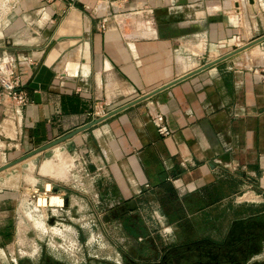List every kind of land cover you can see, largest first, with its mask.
<instances>
[{
    "label": "crops",
    "instance_id": "1",
    "mask_svg": "<svg viewBox=\"0 0 264 264\" xmlns=\"http://www.w3.org/2000/svg\"><path fill=\"white\" fill-rule=\"evenodd\" d=\"M256 5L264 10V0H0V59L30 52L35 60L30 71L19 68L29 102L0 134V166L90 121L94 109L110 112L239 46H230L240 33L236 21L244 10L252 21ZM158 111L173 130L168 136L152 121ZM73 139L80 154H88L89 178L104 198L135 202L121 216L140 219L133 232L151 240L144 258L152 247L162 251L190 232L251 236L249 250L264 259V41ZM53 164L41 172L66 179L67 169ZM51 188L65 200L74 197ZM22 203L16 191L0 194V264L14 260L9 244L19 231ZM171 230L174 238L162 241Z\"/></svg>",
    "mask_w": 264,
    "mask_h": 264
},
{
    "label": "rangeland",
    "instance_id": "2",
    "mask_svg": "<svg viewBox=\"0 0 264 264\" xmlns=\"http://www.w3.org/2000/svg\"><path fill=\"white\" fill-rule=\"evenodd\" d=\"M248 2L245 0L246 4ZM256 6L258 16L253 17L254 20H248L246 10L242 12L241 18L237 19L239 37L234 38L230 46L243 45L251 37L264 33V10ZM152 13L153 9L147 12L148 15ZM250 15L253 16L252 12ZM43 55L44 52L41 53V58ZM79 142V139L77 141L71 137L0 173V194L8 196L12 195V191H16L17 201L23 202L24 206L16 215L19 231L9 244L14 258L11 264H38L35 260L39 258L60 259L68 264H80L83 261H90L91 264H122L124 256L131 254L129 252L132 248H136L139 236L127 223L133 222L139 226L137 223L140 219L127 221L126 217L119 215L115 223L114 220L113 223L110 221V207L117 202L113 198H104V191L97 184V180L89 178L94 175L86 166L91 161L87 153L80 154ZM52 162L67 169L66 179L63 176H51L41 172L43 165L48 163V166H51ZM46 181L51 182L53 187H61L63 190L65 188V196L69 198L73 195V199L65 200L63 195H59L52 188L44 194ZM51 193L61 196L64 205H36L39 197H46ZM244 198L248 201L254 199L250 194H246ZM71 204L75 207L74 211L70 208ZM46 208L57 210H50L46 214ZM51 212L56 214L54 219H50L53 217ZM156 221L160 224L159 220ZM171 232L172 230L168 236H163V239H167L162 241L174 238ZM181 237L184 239V234ZM258 262H264V259Z\"/></svg>",
    "mask_w": 264,
    "mask_h": 264
},
{
    "label": "flooded vegetation",
    "instance_id": "3",
    "mask_svg": "<svg viewBox=\"0 0 264 264\" xmlns=\"http://www.w3.org/2000/svg\"><path fill=\"white\" fill-rule=\"evenodd\" d=\"M176 208L175 202L172 204ZM128 204L117 202L111 205L109 217L122 215ZM123 217V216H122ZM127 222V221H126ZM134 227V223L131 222ZM138 231V228H132ZM188 231V230H187ZM190 232L185 235V241L165 245L163 250L152 247L147 258L143 257L142 251L150 247V239L146 236L137 237L136 248H132L122 260V264H264L258 262L254 254L249 250L251 236L244 239H232L231 234L214 236L211 233L192 236ZM38 264H68L65 261L54 258H39ZM80 264H91L83 261Z\"/></svg>",
    "mask_w": 264,
    "mask_h": 264
},
{
    "label": "built area",
    "instance_id": "4",
    "mask_svg": "<svg viewBox=\"0 0 264 264\" xmlns=\"http://www.w3.org/2000/svg\"><path fill=\"white\" fill-rule=\"evenodd\" d=\"M152 11V9H148ZM101 28H105V22L101 23ZM35 64L33 54L27 52L24 55L6 56L0 59V108L3 117L0 122V134L6 135L11 130V120L18 114L21 108L29 102V97L25 89L20 87L21 76L19 68L30 71ZM108 113L104 108L94 109L88 114L90 120ZM152 121L157 132L162 136L170 135L173 130L169 127L166 116L163 112H156L152 115ZM49 190H45L44 194ZM48 197V196H46Z\"/></svg>",
    "mask_w": 264,
    "mask_h": 264
},
{
    "label": "water",
    "instance_id": "5",
    "mask_svg": "<svg viewBox=\"0 0 264 264\" xmlns=\"http://www.w3.org/2000/svg\"><path fill=\"white\" fill-rule=\"evenodd\" d=\"M249 2L250 3H254V0H249ZM262 41H264V34L252 39L251 41H249V42H247V43H245L243 45H240V46L233 45L228 52H225L224 54H222L221 56L215 58L214 60L206 62L203 65L199 66L198 68H195L194 70H192V71H190V72H188L186 74L178 76V77L174 78L173 80H171V81L159 86L158 88H156V89H154V90H152V91H150V92H148V93H146V94H144V95H142V96H140V97H138V98H136V99H134V100H132V101H130V102H128V103H126V104H124V105H122V106H120V107H118V108H116V109L104 114V115H102V116H98L96 118H93L92 120L82 124L81 126H78V127L74 128L72 130H69V131L65 132L64 134H62L61 136H58V137L54 138L53 140H50V141H48V142H46L44 144H41L40 146L31 149L30 151L22 154L21 156H18L17 158L8 161L5 164H2L0 166V171L17 164L20 161H23L24 159H26L28 157H31L32 155H35V154H37V153H39L41 151L49 149V148L53 147L54 145H57V144L65 141V140L73 137L74 135L80 133L81 131L92 127L93 125H95V124L101 122L102 120L108 118L109 116L121 111L122 109L126 108L127 106H130V105H132V104H134V103H136V102H138L140 100H143V99L155 94L156 92H158V91H160L162 89H165V88H167V87H169V86H171V85H173V84H175V83H177V82H179V81H181V80H183V79H185V78H187V77H189L191 75H194V74H196V73H198V72H200V71H202V70H204L206 68H209L210 66L216 64L220 60L228 58V57L234 55L235 53H237V52H239L241 50H244V49H246V48H248V47H250L252 45L260 43ZM52 46L53 45H51L44 52V55L42 56V58L40 59V61L36 65V68L34 69L32 78L35 76V74L39 71V69L43 65V63H44V61L46 59V55L48 54V52L50 51ZM131 202H132V204L135 203L134 201H131ZM130 203H128V205H129V208L132 209L133 205H131Z\"/></svg>",
    "mask_w": 264,
    "mask_h": 264
},
{
    "label": "bare ground",
    "instance_id": "6",
    "mask_svg": "<svg viewBox=\"0 0 264 264\" xmlns=\"http://www.w3.org/2000/svg\"><path fill=\"white\" fill-rule=\"evenodd\" d=\"M54 156H56V155H54ZM61 156V155H60ZM55 159V158H54ZM48 161V160H47ZM50 161V160H49ZM45 162V161H44ZM47 165H48V163H47ZM49 165H51V164H49ZM53 165H55L56 166V164H53ZM62 165V164H61ZM57 166H58V164H57ZM46 167V166H45ZM54 167V166H53ZM58 168V167H57ZM42 169V168H41ZM40 169V170H41ZM48 169V168H47ZM61 169V168H60ZM50 170V169H49ZM52 170V169H51ZM41 171H43V170H41ZM48 171V170H47ZM58 171H62V170H58ZM57 171V172H58ZM66 172V171H65ZM60 173V172H59ZM55 174V173H54ZM53 174V175H54ZM61 174V173H60ZM53 175H51V176H53ZM56 176V175H55ZM58 176V175H57ZM60 176V175H59ZM47 188H49V190L51 189V183H48L47 184ZM46 188V189H47ZM48 190V189H47ZM62 197H60L59 195H57V194H53V193H51L48 197H39L38 199H37V203L38 204H42V205H44V206H46L47 204L48 205H50V204H60V203H62V200H63V198L61 199ZM37 203H36V205H37ZM46 204V205H45ZM63 205H64V200H63ZM62 205V206H63ZM37 206H40V205H37ZM54 206H59V205H54Z\"/></svg>",
    "mask_w": 264,
    "mask_h": 264
}]
</instances>
